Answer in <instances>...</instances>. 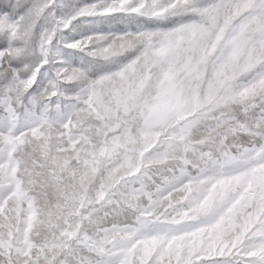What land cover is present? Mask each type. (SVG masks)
Wrapping results in <instances>:
<instances>
[{"label": "snow or ice", "instance_id": "obj_1", "mask_svg": "<svg viewBox=\"0 0 264 264\" xmlns=\"http://www.w3.org/2000/svg\"><path fill=\"white\" fill-rule=\"evenodd\" d=\"M0 264H264V0H0Z\"/></svg>", "mask_w": 264, "mask_h": 264}]
</instances>
